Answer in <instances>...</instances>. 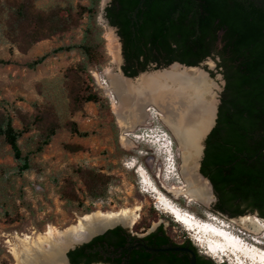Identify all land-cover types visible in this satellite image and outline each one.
Here are the masks:
<instances>
[{
	"label": "rangeland",
	"instance_id": "rangeland-1",
	"mask_svg": "<svg viewBox=\"0 0 264 264\" xmlns=\"http://www.w3.org/2000/svg\"><path fill=\"white\" fill-rule=\"evenodd\" d=\"M8 1L13 3L18 0H0V60L13 62L0 65V116L9 115L18 130H22L26 124L31 125V131L19 141L24 154L31 155V169L19 174L11 148L0 145V264H17L13 248L19 239L29 236L35 240L45 234L50 226L65 230L76 225L85 215L98 211L118 212L127 208H139L136 222L139 224L138 234L162 224L174 241L189 239L196 245L193 234L178 221L176 223L171 214L159 208L157 199L148 187L153 181L168 199L199 217L210 212L214 200L206 206L189 203L184 196L174 193L173 188L181 186L183 180L180 173L182 152L174 133L160 117L148 118L146 123L129 132L130 144L125 145V131L114 113V97L103 84L104 81L108 82V70L115 67L109 35L114 31L118 36L116 28L111 27L105 19V9L111 0H101L97 16V24L103 29L107 62L103 66L90 67L87 72L79 68L83 62L79 51L55 54L34 70L24 64L58 47L81 43L88 18L87 14L80 18L79 9L80 6H88L90 0L36 1L34 8L38 11L71 8L75 27L61 37L40 41L27 51L22 48L25 24L17 25L11 16ZM14 24L18 29L12 34L10 26ZM123 64L121 62V67ZM204 69L211 73L216 85L221 86L217 60H206ZM86 88L92 89L104 101L74 102L73 97L81 95ZM36 118L40 121L36 122ZM71 122H75L79 131L87 132L89 136L84 138L73 134L69 128ZM52 123L59 126L56 135L42 153L34 154L43 132ZM147 133H150V138L145 136ZM170 137L174 141L171 161H174L178 169L176 175L179 176L169 173L175 168L173 165L166 168L167 172L164 169L167 154L162 150L165 141L161 143L160 140H166L168 144ZM140 166L143 171L139 172L144 174L148 187L139 183L136 170ZM91 169L110 178L106 198L98 201H92L87 196L79 175L80 170ZM87 209L89 213H85ZM217 217L242 228L247 235L255 238L241 221L238 223L239 217ZM136 224L123 227L133 231ZM259 236H264V230ZM261 242L252 247L264 258V240ZM200 247L198 244L197 248L205 255ZM263 261H252L250 264Z\"/></svg>",
	"mask_w": 264,
	"mask_h": 264
},
{
	"label": "trees",
	"instance_id": "trees-1",
	"mask_svg": "<svg viewBox=\"0 0 264 264\" xmlns=\"http://www.w3.org/2000/svg\"><path fill=\"white\" fill-rule=\"evenodd\" d=\"M36 1L7 2L17 25L25 24L23 51L42 40L61 37L75 27L71 8L43 12L35 10ZM100 2L90 0L88 6H80L78 16L87 14L88 18L81 43L53 49L24 66L34 70L49 57L72 51H79L83 56L79 68L84 72L90 67L103 66L107 60L103 29L97 24ZM105 19L120 37L122 69L128 77H136L152 64L163 68L179 62L195 67L210 58L217 60L225 86L220 95L216 125L205 141L200 169L215 197L209 211L226 219L253 213L264 219V0H111L105 9ZM17 25L10 26V33L17 32ZM10 64H13L11 60H0V65ZM73 100L76 103L104 101L87 88ZM69 128L79 137L89 136L79 131L75 122ZM31 129L26 124L18 130L9 115L0 116V145L11 148L19 174L31 169V155L24 154L19 144ZM58 129L56 123L45 129L34 154L44 151ZM79 173L92 201L106 198L109 176L93 169ZM138 226L133 227L134 233L138 232ZM157 235L170 237L162 224L139 239L126 229L115 227L69 251L67 257L71 264H78L72 255L103 237V243L115 250V255L119 254L123 264H153L143 263L154 253L147 252L141 244L149 248L177 246H163L155 240ZM185 240L189 249L199 254L196 264H226L203 255L193 242ZM161 254L170 255L178 264H190L185 253Z\"/></svg>",
	"mask_w": 264,
	"mask_h": 264
},
{
	"label": "bare ground",
	"instance_id": "bare-ground-1",
	"mask_svg": "<svg viewBox=\"0 0 264 264\" xmlns=\"http://www.w3.org/2000/svg\"><path fill=\"white\" fill-rule=\"evenodd\" d=\"M109 40L110 53L115 67L108 70V82L104 81L103 84L108 92L116 98H113V108L125 131L123 135L125 145L130 144L129 136L131 133L129 132L146 123L148 118L160 117L174 133L183 150L181 170L183 180L180 182L181 186L173 188L174 193L176 196H184L189 203L194 202L207 206L210 198L208 188L196 176V171L203 149L204 134L215 115L216 82L207 79L196 69L173 68L153 79L145 77L138 86L132 85L123 79L119 72L118 68L122 62L121 43L114 31H111ZM152 104L160 111L151 107ZM166 136L169 137V134ZM163 141H165L164 144ZM160 142L162 143V150L166 154L171 147L169 144L172 145L171 156H173L174 141L172 138L170 137L168 144H166V140H160ZM172 165L175 167V164ZM177 172L178 169L175 167L169 173L176 175ZM141 176L145 180L142 172ZM151 183L150 187L148 185L145 187L149 188L150 193L155 192L159 196L156 198L159 204L158 201L164 198L161 195L163 193L153 181ZM166 200L169 202V209L167 210L161 205L159 208L171 215H176V220L193 234L195 241L204 250H207L208 255L211 253L213 257L217 258L220 255L218 251L222 249L224 257L230 260L231 264H250L252 261L264 260L252 247L255 244H261V240H264V236L257 237L264 230L262 220L253 216H244L238 219V223L241 221L255 236L256 242L249 245V243H240L231 232L217 227L197 231L199 227L197 224L200 225L197 219L204 217L184 210L167 197ZM138 213L139 208H127L118 212L104 213L98 211L83 215L84 217L76 225H71L65 230L50 226L45 234L35 240L29 236L19 239L20 241L13 248V254L17 264H67L64 255L74 242L85 241L99 229L113 224L134 225L139 219ZM207 214L212 213L207 212ZM240 229L242 230V228Z\"/></svg>",
	"mask_w": 264,
	"mask_h": 264
},
{
	"label": "water",
	"instance_id": "water-1",
	"mask_svg": "<svg viewBox=\"0 0 264 264\" xmlns=\"http://www.w3.org/2000/svg\"><path fill=\"white\" fill-rule=\"evenodd\" d=\"M120 38V37H119ZM121 49H122V44H121ZM121 56H122V63H124V57H123V53H122V50H121ZM208 60H211L208 59ZM124 65V64H123ZM123 67V66H122ZM121 67V64L119 66V72L121 74V76L123 77V79H125L126 81H128L129 83H131L132 85H136L138 86V84L142 81V79H144L145 77H149L148 79H153L155 76H158L162 73H164L165 71H169V70H172L173 68H178V69H189V70H193V69H196V70H199L200 73H202L207 79H210L211 81H213L215 83V81L212 79V76H211V73L210 72H207L205 71L204 69V62L201 63L199 66H195V67H192V66H186V65H183V64H180L179 62H175L173 64H171L170 66L168 67H163V68H157L156 65L152 64L148 67V69L144 72H140L136 77H128L125 75V73L123 72V69ZM117 69V70H118ZM218 79H220L221 81V86L219 85H216L215 83V98H216V106H215V115H214V118L212 119L211 123H210V126L208 127L207 131L205 132L204 134V138H203V149H202V152H201V156L198 160V165H197V174L196 176L200 179V181H202L208 188V193H209V202H211V200H215V197H214V193H213V190H212V186L210 184V182L201 174V162H202V159L204 157V150H205V141L208 137V135L211 133V131L213 130V128L215 127L216 125V120H217V117H218V108H219V105H220V95H221V92L223 91V88L225 86V81L223 79V75L220 74L218 76ZM151 107H155L154 104H152ZM156 108V107H155ZM175 136V135H174ZM176 139V137H175ZM177 141V144L181 150V152H183V150L181 149V145L180 143L178 142V140L176 139ZM182 166H183V160H182V165H181V170H182ZM181 170H180V173H181ZM208 206V205H207ZM244 216H253V217H256L260 220H262L264 222V219L259 217L257 215V213H253V214H247V215H244ZM244 216H241V217H244ZM239 217V218H241ZM117 224H113L111 226H106V227H103L101 229H99L97 232H95L94 234H92L87 240L85 241H81V242H74L65 252V259L67 261V264L68 263V258H67V253L70 251V250H73L74 248H76L77 246H80L84 243H87L88 241H90L93 237L97 236V235H101L103 234L104 232H106L108 229L116 226ZM123 226V225H122ZM158 225H154L151 227V229L147 232V233H150L152 231H154L156 228H157ZM147 251H151V252H185L189 255V263L190 264H196V256H195V253L193 251H191L190 249L186 248V247H181V246H173V247H166V248H146Z\"/></svg>",
	"mask_w": 264,
	"mask_h": 264
},
{
	"label": "flooded vegetation",
	"instance_id": "flooded-vegetation-1",
	"mask_svg": "<svg viewBox=\"0 0 264 264\" xmlns=\"http://www.w3.org/2000/svg\"><path fill=\"white\" fill-rule=\"evenodd\" d=\"M115 227L124 228L122 226V224H117L116 226H114L110 229H113ZM110 229H108V230H110ZM124 229H126V228H124ZM126 230L129 233H131L132 236H135L136 238L139 239V238H143V237L147 236L148 234L154 232L156 229L150 233L144 232L141 234L134 233L133 231H129L128 229H126ZM103 234H101V235H103ZM101 235H97V236L93 237L87 243L91 242L94 238L101 236ZM154 238H155V240H158L159 243L163 244V246H169V245L174 244V245L186 247L189 249V247L187 246V241L185 239L182 241L176 242L171 237H168L166 235H157ZM87 243H84L82 245H85ZM82 245L77 246L76 248H79ZM141 246H143L145 248V250H146V248H149V247H146L144 244H141ZM76 248H74L73 250H75ZM159 248H166V247H159ZM70 251H72V250H70ZM114 252H115V250L108 248L106 246V243H103V237H102L98 242L92 244L91 246H89L83 250H80L78 252H75L72 255V258H73V261L78 263V264H123L119 254L115 255ZM147 252H151V251H147ZM152 253H154V255H151L150 257H148L143 263L178 264L176 259L170 257V255L161 254V252H152ZM182 253H185V252H182ZM185 254H187V253H185ZM195 256H196V261H197L199 258V254L195 253ZM188 257H189V255H188ZM104 260H111V261L113 260V262L109 261L107 263V262H103ZM68 263L71 264L69 259H68Z\"/></svg>",
	"mask_w": 264,
	"mask_h": 264
},
{
	"label": "clouds",
	"instance_id": "clouds-1",
	"mask_svg": "<svg viewBox=\"0 0 264 264\" xmlns=\"http://www.w3.org/2000/svg\"><path fill=\"white\" fill-rule=\"evenodd\" d=\"M171 147H170V149H171V151H173V147H172V145H170ZM222 219V218H221ZM224 220V219H223ZM225 221V220H224ZM218 263H223V260H220V261H218ZM227 264V263H226Z\"/></svg>",
	"mask_w": 264,
	"mask_h": 264
},
{
	"label": "built area",
	"instance_id": "built-area-1",
	"mask_svg": "<svg viewBox=\"0 0 264 264\" xmlns=\"http://www.w3.org/2000/svg\"><path fill=\"white\" fill-rule=\"evenodd\" d=\"M164 134H166V133H164ZM166 137V136H165ZM171 143V142H170Z\"/></svg>",
	"mask_w": 264,
	"mask_h": 264
}]
</instances>
